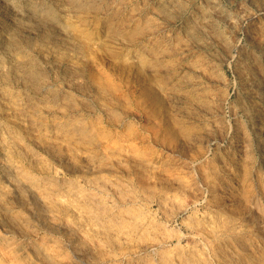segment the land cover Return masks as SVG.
Masks as SVG:
<instances>
[{
	"label": "rangeland",
	"instance_id": "374dc122",
	"mask_svg": "<svg viewBox=\"0 0 264 264\" xmlns=\"http://www.w3.org/2000/svg\"><path fill=\"white\" fill-rule=\"evenodd\" d=\"M55 1L0 0V264H264V0Z\"/></svg>",
	"mask_w": 264,
	"mask_h": 264
},
{
	"label": "bare ground",
	"instance_id": "6f19581e",
	"mask_svg": "<svg viewBox=\"0 0 264 264\" xmlns=\"http://www.w3.org/2000/svg\"><path fill=\"white\" fill-rule=\"evenodd\" d=\"M11 1H12V0H11ZM46 1H47V0H46ZM54 1H55V0H54ZM57 1H58V0H57ZM59 1H60V0H59ZM70 1H71V0H70ZM72 1H73V0H72ZM77 1H78V0H77ZM100 1H101V0H100ZM105 1H106V0H105ZM113 1H114V0H113ZM9 2H10V0H9ZM20 2H21V1H20ZM31 2H32V1H31ZM39 2H40V1H39ZM51 2H52V1H51ZM55 2H56V1H55ZM61 2H63V1H61ZM83 2H85V0H84ZM90 2H91V0H90ZM95 2H96V1H95ZM4 3H5V2H3V4H4ZM18 3H19V2H18ZM18 3H17V4H18ZM25 3H26V2H25ZM47 3H48V2H47ZM49 3H50V2H49ZM49 3H48V4H49ZM59 3H60V2H59ZM59 3H58V4H59ZM66 3H67V2H66ZM72 3H74V2H72ZM72 3H71V4H72ZM92 3H94V1H93ZM92 3H91V4H92ZM112 3H113V2H111L110 4H112ZM11 4H13V3H11ZM35 4H36V3H35ZM43 4H44V3H43ZM53 4H54V2H53ZM53 4H52V5H53ZM56 4H57V2H56ZM58 4H57V5H58ZM71 4H68V9H69V5H71ZM75 4H76V3H75ZM78 4H79V3H78ZM85 4H86V3H85ZM88 4H89V2H88ZM100 4H102V2H101ZM167 4H168V3H167ZM0 5H2V4H0ZM5 5H6V4H5ZM7 5L10 6V3H9V4L7 3ZM45 5H46V4H45ZM52 5H50V6H52ZM73 5H74V4H73ZM73 5H72V6H73ZM94 5H95V4H94ZM102 5H103V4H102ZM53 6H54V5H53ZM58 6H59V5H58ZM60 6H61V5H60ZM62 6H63V5H62ZM65 6L67 7V4H66ZM78 6H81V5H78ZM82 6H84V5H82ZM100 6H101V5H100ZM44 7H45V6H44ZM76 7H77V5H76ZM92 7H93V6H92ZM94 7H95V6H94ZM59 8H60V7H59ZM80 8H81V7H80ZM80 8H79V11H80ZM100 8H102V7H100ZM164 8H165V7H164ZM7 9H8V8H7ZM49 9H51V8H49ZM53 9H54V8H53ZM63 9H64V8H63ZM97 9H98V7H97ZM14 10H15V9H14ZM34 10H35V9H34ZM71 10H73V9L71 8ZM76 10L78 11V9H76ZM81 10H82V8H81ZM84 10H85V8H84ZM86 10H87V9H86ZM94 10H95V8H94ZM3 11H4V10H3ZM17 11H18V10H17ZM43 11H44V10H43ZM47 11H48V10H47ZM50 11H51V10H49V12H50ZM59 11H60V9H59ZM65 11H66V10H65ZM90 11H91V10H90ZM92 11H93V9H92ZM92 11H91V12H92ZM98 11H99V10H98ZM105 11L107 12V10H105ZM105 11H104V13H105ZM15 12H16V11H15ZM15 12H14V14H15ZM49 12H47V13H49ZM56 12H57V11H56ZM56 12H54V13H56ZM88 12H89V11H88ZM205 12H206V10H205ZM8 13H9V12H8ZM18 13H20V12H18ZM38 13H39V12H38ZM45 13H46V12H45ZM65 13H68V14H69V12H67V11H66ZM74 13H75V12H74ZM74 13H71L70 15H72V14H74ZM78 13H79V12H78ZM81 13H82V11H81ZM81 13H80V14H81ZM84 13H86V12H84ZM99 13H100V12H99ZM101 13H102V11H101ZM101 13H100V14H101ZM104 13H103V15H104ZM200 13H201V12H200ZM202 13H204V12H202ZM209 13H210V12H209ZM211 13H212V12H211ZM11 14H12V13H11ZM11 14H10V16H11ZM16 14H17V13H16ZM40 14H41V13H40ZM51 14H52V13H51ZM58 14H59V13H58ZM63 14H64V12H63ZM75 14H76V13H75ZM82 14H83V13H82ZM86 14H88V13H86ZM94 14H95V13H94ZM6 15H7V14H6ZM56 15H57V14H56ZM64 15H65V14H64ZM76 15H77V14H76ZM76 15H75V16H76ZM97 15H98V14H97ZM204 15L207 16L206 14H204ZM208 15H209V14H208ZM254 15H255V14H254ZM259 15H264V9H263L262 11H260ZM12 16H13V15H12ZM15 16H17V15H15ZM58 16H60V15H58ZM61 16H62V15H61ZM72 16L74 17V15H72ZM80 16H82V18H83V15H79V17H78V16H77V17L80 18ZM98 16H100V15H98ZM115 16H116V15H115ZM2 17H3V16H2ZM22 17H23V16H22ZM29 17H30V16H29ZM46 17H47V15H46ZM48 17H50V16H48ZM77 17H76V18H77ZM87 17H88V16H87ZM239 17H240V18H243V19H244V18H245V19H251V18L253 17V15H250V14H246V15H245V14H243V15H241V16H239ZM263 17H264V16H263ZM19 18H20V17H19ZM30 18H31V17H30ZM30 18H28V19H30ZM40 18L42 19L43 16L40 17ZM51 18H52V17H51ZM67 18H70L69 15H68ZM109 18H110V17H109ZM116 18H117V17H116ZM119 18H120V17H119ZM203 18H204V17H203ZM208 18H209V17H208ZM237 18H238V17H237ZM3 19H4V18H3ZM12 19H13V18H12ZM16 19H17V17H16ZM16 19H15V20H16ZM20 19H21V18H20ZM23 19H24V18H23ZM31 19H32V18H31ZM33 19H34V18H33ZM46 19H47V18H46ZM49 19H50V18H49ZM60 19H61V18H60ZM62 19H63V18H62ZM65 19H66V18H65ZM205 19H206V18H205ZM205 19H204V20H205ZM245 19H244V20H245ZM9 20H10V19H9ZM18 20H19V19H18ZM37 20H38V19H36V21H37ZM44 20H45V18H44ZM78 20H79V19H78ZM113 20H114V19H113ZM118 20H119V19H118ZM118 20H117V21H118ZM234 20H235V17H234ZM20 21H21V20H20ZM26 21H27V20H25L24 22H26ZM29 21H30V20H29ZM29 21H28V22H29ZM31 21H33V20H31ZM38 21H39V20H38ZM38 21H37V22H38ZM42 21H43V20H42ZM47 21H49V20H47ZM82 21H84V20H82ZM86 21H87V19H86ZM111 21H112V20H111ZM115 21H116V20H115ZM229 21H231V20H229ZM239 21H240V19H239ZM11 22H13V21H11ZM24 22H22V24H23ZM84 22H85V21H84ZM118 22H119V21H118ZM17 23H18V22H17ZM26 23H27V22H26ZM31 23H32V22H31ZM31 23H30V24H31ZM33 23L35 24V21H34ZM33 23H32V24H33ZM44 23H45V22H44ZM51 23H52V22H51ZM80 23H81V22H80ZM110 23H111V22H110ZM112 23H115V22H112ZM12 24L14 25V23H11V25H12ZM19 24H20V23H19ZM19 24H18V27H19ZM27 24H28V23H27ZM30 24H29V26L32 27ZM40 24H42V25H41V27H40L39 29H41L42 26H43V23H42V22H41V23H38V25H40ZM116 24H117V23H116ZM116 24H115V25H116ZM1 25H2V24H1ZM23 25H24V24H23ZM49 25H50V24H49ZM52 25H53V24H52ZM52 25H51V28H52ZM97 25H98V24H97ZM109 25H110V24H109ZM24 26L26 27V25H24ZM24 26H23V27H24ZM47 26H48V24H47ZM47 26L45 27V29L49 27V26H48V27H47ZM121 26H122V25H121ZM5 27H6V26H5ZM11 27H12V26H11ZM25 27H24V28H25ZM33 27H34V26H33ZM37 27H38V26H37ZM43 27H44V26H43ZM118 27H119V26H118ZM14 28H15V27H14ZM28 28H29V27H28V25H27V29H28ZM119 28H120V27H119ZM121 28H122V27H121ZM22 29H23V28H21V30H22ZM49 29H50V28H49ZM53 29H54V28H53ZM108 29H109V26H108ZM114 29H115V28H114ZM31 30H32V28H30V31H31ZM47 30H48V29H47ZM50 30H51V29H50ZM122 30H123V28H122L120 31L122 32ZM14 31H15V30H14ZM25 31H26V30H25ZM36 31H37V29H36ZM38 31H39V30H38ZM44 31H45V30H44ZM53 31H54V30H53ZM106 31H107V30H106ZM115 31H116V29H115ZM8 32H9V31H8ZM8 32H7V33H8ZM18 32H19V31H18ZM23 32H24V31H23ZM28 32H29V31H28ZM28 32H27V33H28ZM39 32L42 34L43 30H42V32H41V31H39ZM46 32H47V31H46ZM46 32H45V33H46ZM51 32H52V31H51ZM108 32H110V31H108ZM121 32H120V33H121ZM125 32H126V31H125ZM1 33H2V32H1ZM21 33H22V32H21ZM24 33H25V32H24ZM27 33H26V34H27ZM47 33H49V31H48ZM55 33H56V32H55ZM55 33L53 32L54 35H55ZM4 34H5V33H4ZM15 34H16V33H15ZM19 34H20V33H19ZM29 34H30V33H29ZM110 34H111V33H110ZM113 34H114V32H113ZM115 34H116V33H115ZM2 35H3V34H2ZM9 35H10V34H9ZM116 35H117V34H116ZM119 35H120V34H119ZM122 35H123V34H122ZM0 36H1V35H0ZM6 36H7V35H6ZM6 36H5V37H6ZM12 36H13V35H12ZM35 36H36V35H35ZM37 36H38V35H37ZM39 36H40V35H39ZM105 36H106V35H105ZM1 37H2V36H1ZM1 37H0V38H1ZM19 37H20V36H19ZM24 37H25V36H24ZM115 37H116V36H115ZM119 37H120V36H119ZM147 37H148V36H147ZM147 37H146V38H147ZM9 38H10V36H9ZM110 38H111V37H110ZM117 38H118V37H117ZM120 38H121V37H120ZM120 38H119V39H120ZM15 39H16V38H15ZM23 39H24V38H23ZM30 39H31V38H30ZM36 39H37V38H36ZM123 39H124V37H123ZM143 39H144V37H143ZM5 40H6V38H5ZM27 40H29V39H27ZM7 41H8V40H7ZM9 41H10V40H9ZM116 41H117V40H116ZM10 42H11V41H10ZM114 42H115V41H114ZM121 42H122V41H121ZM141 42H142V41H141ZM1 43H2V41H1ZM11 43H12V42H11ZM15 43H16V42H15ZM50 43H52V42H50ZM117 43H118V42H117ZM139 43H140V42H139ZM8 44H9V43H7L6 45H8ZM18 44H19V43H18ZM53 44H54V43H53ZM53 44H52V45H53ZM120 44H121V43H120ZM125 44H126V43H125ZM4 45H5V44H4ZM11 45H12V44H11ZM15 45H16V44H15ZM50 45H51V44H50ZM52 45H51V46H52ZM118 45H119V44H118ZM17 46H18V45H17ZM123 46H124V45H123ZM133 46H134V45H133ZM1 47H2V46H1ZM52 47H53V46H52ZM19 48H20V46H19ZM39 48H42V47H39ZM46 48H47V47H46ZM54 48H55V47H54ZM58 48H59V47H58ZM58 48H57V49H58ZM124 48H125V47H124ZM1 49H2V48H1ZM5 49H6V48H5ZM14 49H15V47H14ZM35 49H36V48H35ZM42 49H44V48H42ZM50 49H51V48H50ZM2 50H3V49H2ZM2 50H1V51H2ZM21 50H22V49H20V52H21ZM33 50H34V48H33ZM44 50H46V49H44ZM44 50H42V51H44ZM47 50H48V48H47ZM125 50H126V49H125ZM4 51H5V50H4ZM7 51H8V49H7ZM7 51H6V52H7ZM18 51H19V50H18ZM39 51H40V49H39ZM54 51H55V49H54ZM9 52H10V51H9ZM37 52H38V51H37ZM46 52H47V51H46ZM50 52H51V51H50ZM52 52H53V50H52ZM57 52H58V50H57ZM133 52H134V51H133ZM3 53H5V52H3ZM3 53H2V54H3ZM13 53H14V51H13ZM58 53H59V52H58ZM136 53H137V52H136ZM259 53H260V51H259ZM15 54H17V53H15ZM44 54H45V53H44ZM46 54H47V53H46ZM46 54H45V55H46ZM52 54H53V53H52ZM132 54H133V53H132ZM134 54H135V52H134ZM261 54H262V53H261ZM263 54H264V53H263ZM4 55H6V54H4ZM18 55H19V54H18ZM129 55H130V54H129ZM137 55H138V53L136 54V56H137ZM259 55H260V54H259ZM9 56H10V55H9ZM20 56H21V55H20ZM20 56H18V58H20ZM38 56H39V55H38ZM42 56L44 57L43 54H42ZM3 57H4V56H3ZM16 57H17V56L14 57V54H13L12 59H13V58H16ZM24 57H25V56H24ZM46 57H47V56H46ZM261 57H262V56H261ZM0 58H1V57H0ZM229 58H230V57H229ZM16 59H17V58H16ZM2 60H3V59H2ZM4 60H5V58H4ZM4 60H3V61H4ZM13 60H14V59H13ZM13 60H12V61H13ZM15 61H17V60H15ZM20 61H21V60H19V62H20ZM8 62H9V61H8ZM25 62H26V61H25ZM25 62H24V63H25ZM1 63H2V62H1ZM3 63H4V62H3ZM21 63H22V62H21ZM5 64H6V63H5ZM9 64H10V62L8 63V66H7V65H6V66H7V67H10L11 65L9 66ZM14 64H15V63H14ZM4 66H5V65H4ZM4 66H3V68H4ZM17 66H18V65H17ZM17 66H16V68H17ZM7 67H6L5 70H7V72H8ZM18 68H21V67H18ZM11 69H13V71H14V68L11 67ZM9 70H10V69H9ZM15 71H16V69H15ZM5 72H6V71H5ZM1 74H2V73H1ZM1 74H0V76H1ZM4 74H5V73H4ZM249 75H250V74H249ZM246 76H247V75H246ZM1 77H2V76H1ZM253 79H254V78H253ZM249 81H250V80H249ZM253 81H255V80H253ZM254 84H256V83H254ZM246 85H247V84H246ZM251 85H252V84H251ZM249 86H250V85H249ZM258 87H259V86H258ZM260 88H261V87H260ZM251 89H252V88H251ZM255 89H256V88H255ZM257 89H258V88H257ZM262 91H263V90H262ZM250 92H251V91H250ZM252 93H253V92H252ZM258 93H259V92H258ZM258 93H257V94H258ZM261 93H262V92H261ZM250 95H251V94H250ZM257 96H258V95H257ZM146 97H147V96H146ZM148 97H149V96H148ZM250 97H253V95L250 96ZM260 97L262 98V96H260ZM259 99H260V98H259ZM146 100H147V99H146ZM152 100H153V99H152ZM254 101H255V100H254ZM152 103H153V102H152ZM249 109H250V108H249ZM255 111H256V110H255ZM255 111H254V113H255ZM247 112H248V111H247ZM249 112H250V111H249ZM251 112H252V111H251ZM248 114H250V113H248ZM251 114H252V113H251ZM254 116H255V115H254ZM252 117H253V114H252ZM254 119H256V118L254 117ZM249 120H250V119H249ZM255 121H256V120H255ZM255 121H254V122H255ZM252 122H253V120H252ZM250 123H251V122H250ZM251 124H252V123H251ZM212 142H213V141H212ZM94 165H95V164H93V166H94ZM94 167L96 168V165H95ZM92 168H93V167H92ZM97 168H98V167H97ZM95 170H96V169H95ZM95 170L93 169V170H91V171L93 172V171H95ZM95 172H96V171H95ZM88 173H89V171H88ZM76 209H77V208H76ZM76 209H75V210H76ZM73 210H74V209H73ZM78 211H79V210L77 209V210H76V214L78 213ZM72 212H73V214L75 213L74 211H72Z\"/></svg>",
	"mask_w": 264,
	"mask_h": 264
}]
</instances>
